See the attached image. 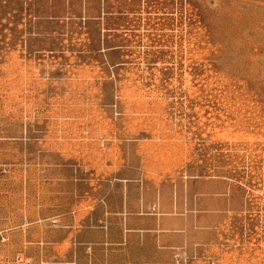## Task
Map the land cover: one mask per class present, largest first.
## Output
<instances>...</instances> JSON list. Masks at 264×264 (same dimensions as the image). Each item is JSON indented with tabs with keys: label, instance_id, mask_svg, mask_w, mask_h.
<instances>
[{
	"label": "rangeland",
	"instance_id": "1",
	"mask_svg": "<svg viewBox=\"0 0 264 264\" xmlns=\"http://www.w3.org/2000/svg\"><path fill=\"white\" fill-rule=\"evenodd\" d=\"M120 200L180 264H264V0H0V264H69Z\"/></svg>",
	"mask_w": 264,
	"mask_h": 264
},
{
	"label": "crops",
	"instance_id": "2",
	"mask_svg": "<svg viewBox=\"0 0 264 264\" xmlns=\"http://www.w3.org/2000/svg\"><path fill=\"white\" fill-rule=\"evenodd\" d=\"M108 223L104 238L83 242L69 264H180L188 243L184 227H169L177 214L162 213L152 201L98 202Z\"/></svg>",
	"mask_w": 264,
	"mask_h": 264
},
{
	"label": "built area",
	"instance_id": "3",
	"mask_svg": "<svg viewBox=\"0 0 264 264\" xmlns=\"http://www.w3.org/2000/svg\"><path fill=\"white\" fill-rule=\"evenodd\" d=\"M20 258H18V260H19Z\"/></svg>",
	"mask_w": 264,
	"mask_h": 264
}]
</instances>
